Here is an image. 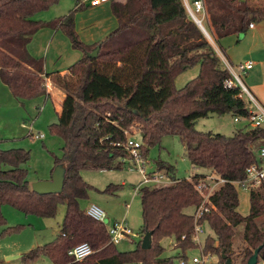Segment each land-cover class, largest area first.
Here are the masks:
<instances>
[{
    "label": "trees",
    "instance_id": "1",
    "mask_svg": "<svg viewBox=\"0 0 264 264\" xmlns=\"http://www.w3.org/2000/svg\"><path fill=\"white\" fill-rule=\"evenodd\" d=\"M203 1L206 13L221 29H206L210 35L214 33L216 43L229 34H245L251 24L264 21V0ZM59 2L0 0L2 83L16 100L50 96L46 81L65 94L58 122L49 126L50 132L64 142L63 157L55 160V167L65 164L67 169L61 194L41 196L32 190L24 168L30 161V151L0 149V227L6 224L5 205L43 218L55 217L59 203L66 205L61 234L22 256L21 261L27 264L46 258L52 264H174V258L163 257L162 241L167 238L175 239L178 258L187 260L186 252L195 248V222L188 210L202 205L203 198L196 187L214 173L227 183L205 206L209 211L201 223L213 233L206 239L205 253L218 257L215 264H225L223 252L233 264L238 259L240 264H247L262 246L259 264H264V183L250 192L248 216L238 211L239 193L231 184L244 180L246 170L258 162V152L264 147V128L249 125L233 136L195 129L199 119L211 115L246 119L251 113L250 103L240 89L227 88L230 74L190 17L184 0L112 2L117 29L94 45L75 40L74 47L84 54L65 76L46 73L44 61L29 52L34 36L47 27L75 37V12L84 6H76L75 12L52 23L34 19L37 13ZM97 47L101 48L98 57L89 58L88 54ZM198 65V76L177 89L176 79ZM132 127L140 130L145 158L149 148L160 144L164 137H179L197 173L189 180H179L173 167H159V172L177 182L140 190L141 236L153 232L152 248L143 250L140 241L135 251L120 252L110 243L104 223L80 207V200L88 198L92 188L82 173L126 168L129 151L125 145ZM117 189L110 185L106 193L115 194ZM239 227H243L240 236L245 247L239 248L240 257L235 259L234 241ZM84 243L94 253L75 262L68 253Z\"/></svg>",
    "mask_w": 264,
    "mask_h": 264
},
{
    "label": "rangeland",
    "instance_id": "2",
    "mask_svg": "<svg viewBox=\"0 0 264 264\" xmlns=\"http://www.w3.org/2000/svg\"><path fill=\"white\" fill-rule=\"evenodd\" d=\"M78 1L60 0L50 9L37 13L34 19L43 23L57 21L71 12H75ZM90 3L91 1L86 4L85 8H80L75 12V37H71L61 30L53 32V29L47 27L43 31H39L31 42L33 56L44 61L48 72H65L83 57V51L74 47L75 40L85 45H94L92 41L102 34L107 22L105 15L103 12L91 8ZM109 6L112 7V3H109ZM197 17L201 19L202 15L197 14ZM203 26L210 32L207 21L203 22ZM48 31H52L53 35L48 34ZM209 36L210 38L207 39L216 49L220 58L226 59L232 66L235 67L248 61L255 64L254 70L247 76H243V80L264 105V100L259 98L256 93L258 91L254 88V84H261L264 80V68L261 63L264 61V21L257 22L254 30L249 29L245 34L229 36L219 43H216L214 33ZM199 67V65L195 66L181 74L176 79V88L181 89L190 80L196 78L199 74ZM46 83L50 84V81H46ZM1 85L3 86L0 88V149L4 151L25 149L31 152L30 161L24 165L28 171V181L31 186L39 181L49 180L45 178H51L56 158L63 157L64 142L60 137L53 135L49 129L50 125L58 122V109L54 108L52 101H46L44 97L32 100H14L15 98L7 86ZM8 90L10 95L6 92ZM61 92L64 94L63 91ZM245 99L248 100L246 97ZM39 106L43 109L41 113L38 109ZM55 107L57 106L55 105ZM242 121H246V119L243 118ZM24 123H26V128L27 126L33 127L35 134H44L45 138L43 140L29 138L30 131L22 127ZM248 126L244 122L235 123L234 117L227 114L224 116L211 115L208 118L199 119L195 124V129L204 133L212 132L233 136L235 132ZM129 131L134 139L141 141L142 137L138 128L132 127ZM142 158L144 169L148 174L159 172L160 166L173 167L175 178L179 180H189L197 173L187 158L183 143L177 136L164 137L160 144L149 148L146 158L142 153ZM82 176L92 188L88 193V198L80 200L81 209L87 212L92 205L100 207L107 215L104 221L107 229L115 222L125 220L135 236L122 241L117 249L120 252L135 251L139 242L143 240L141 236L143 225L141 195L140 192H136L137 186L144 180L143 174L137 169L123 168L112 171L86 170ZM110 185L118 188L115 194L106 193ZM251 190V188L238 189L241 215L248 216L250 213L249 194ZM193 211L194 209H189L188 213L192 214ZM3 215L6 224L0 227V264H25L21 261L22 256L53 242L61 234L66 205L59 203L57 214L53 218L26 214L10 205L3 207ZM10 229L13 230L9 231ZM237 232L238 236L234 241L235 259L236 256L240 257L237 255L240 252L239 248L245 247L240 236L243 227H239ZM212 235L208 226H205L204 234L200 235L201 244L195 245V248L186 252L189 264H193V258H201V249L205 247L206 239ZM162 246L165 249L163 257L174 258V264H180L183 258H178L179 251L175 249V239H164ZM12 257L20 258L10 259ZM211 257V262H218L217 256L212 255ZM236 262L240 264L239 259ZM27 264L52 263L46 258H40Z\"/></svg>",
    "mask_w": 264,
    "mask_h": 264
},
{
    "label": "built area",
    "instance_id": "3",
    "mask_svg": "<svg viewBox=\"0 0 264 264\" xmlns=\"http://www.w3.org/2000/svg\"><path fill=\"white\" fill-rule=\"evenodd\" d=\"M90 3L91 7H98L102 4L112 3L117 0H79L77 6H86ZM191 4V5H190ZM186 2L185 6L188 10L190 17L194 22L199 23L203 28V22L206 16L205 3L203 0H191V3ZM197 14H202L203 18H198ZM255 27L254 24L249 26L250 29ZM205 29V28H204ZM207 32V31H206ZM209 35V34H208ZM210 37V36H209ZM223 64L230 74L226 86L227 88H238L241 91L243 97L248 99L251 106L257 109V112H251V116L246 118V121L252 128H264V106L260 104L258 99L252 93V91L247 87L243 80V76H246L254 67L253 62H247L237 66H232L226 59H223ZM241 118H235V123H238ZM30 136L35 139H43L44 134H35L30 129ZM126 150L129 151V155L125 160V166L129 170L137 169L143 176V182L137 186L136 192L145 186H160V185H171L175 184L177 181L173 180L170 175L162 172H155L148 174L146 169H144V161L142 158V147L141 141H137L133 138V135L129 134L127 143L125 145ZM227 183L226 180L218 177L216 174L211 173L206 176L204 180L200 181L196 189L199 195L203 198V203L200 207L195 208L192 216L195 222V232L193 235V241L195 245L201 244L200 235L204 234L205 223H201V220L205 213L209 211L206 206L209 203L210 197L215 194L223 185ZM264 183V147L258 152V162L250 166L246 170V178L242 181L232 182L237 189L242 188L244 190L251 188L252 190L258 189ZM251 190V191H252ZM130 207V205H128ZM87 214L96 221L103 222L106 219V213L98 206L92 205L89 207ZM108 234L110 237V243L118 246L122 241L127 240L133 235L131 229L129 228L127 222L124 220L122 222H115L108 229ZM186 237L183 236L184 240ZM94 253V250L87 243L80 244L69 251L68 255L75 261L80 262ZM211 254L205 253V247L201 249V258L195 257L192 260L193 264H215L211 262ZM180 264H189L188 259L182 260ZM259 264V263H258Z\"/></svg>",
    "mask_w": 264,
    "mask_h": 264
},
{
    "label": "crops",
    "instance_id": "4",
    "mask_svg": "<svg viewBox=\"0 0 264 264\" xmlns=\"http://www.w3.org/2000/svg\"><path fill=\"white\" fill-rule=\"evenodd\" d=\"M184 2L186 3V2H188L189 4L191 3V0H184ZM191 5V4H190ZM206 5H208L207 3H206ZM87 6V5H86ZM86 6H84V7H86ZM209 6V5H208ZM90 7V6H89ZM91 8H94L95 10H99V12H103V14L105 15V19H106V25L104 26V30H103V32H102V34L96 39V40H93L92 42H93V44H95V43H100L101 42V40H104L106 37H108L114 30H116L117 29V27H118V21H117V19L115 18V16L113 15L112 16V7H110L109 6V3H107V4H102V5H100V6H98V7H91ZM100 8V9H99ZM212 13H213V11H212ZM202 15V14H201ZM202 18H203V15H202ZM205 21H207V23H208V26H210L211 28H212V30H213V32H216V31H218V30H221L220 29V26H219V23H217V22H215L214 23V21H212V15H210V14H208V13H206V16H205V19H204V22ZM227 20L225 19V21L223 20V23L225 24V22H226ZM216 23H217V27L215 28L213 25L215 24L216 25ZM255 25V27L253 28V29H251V30H254L255 28H256V24H254ZM250 29V28H249ZM44 29H42V30H40V32L41 31H43ZM56 30H53V32H55ZM57 32V31H56ZM48 34H50V35H53L52 34V31L50 32V31H48ZM37 35V34H36ZM35 35V36H36ZM35 36H34V38H35ZM229 36H232V34H229V35H226V36H223V37H221V38H219V42H221L223 39H225V38H227V37H229ZM33 38V39H34ZM33 41V40H32ZM96 41H98V42H96ZM216 50V49H215ZM29 52H31L30 54H32V50H31V43H30V45H29ZM32 56H33V54H32ZM34 57H35V55H34ZM223 60V59H222ZM249 62V61H248ZM247 63V62H246ZM261 63H262V66H263V68H264V61H261ZM254 68H255V64H254V67H253V69L251 70V71H253L254 70ZM45 71H46V73H48V74H50V73H56V72H48V69H46V64H45ZM199 71H200V67H199V69H198V73H199ZM250 71V72H251ZM58 73H60L61 75H63V76H65V75H68V69H67V71H65V72H59V71H57ZM249 72V73H250ZM248 73V74H249ZM247 74V75H248ZM263 74H264V69H263ZM246 75V76H247ZM196 77V76H195ZM0 82H2L1 81V79H0ZM1 84H3V83H0V88H1V86H3V85H1ZM4 86H6V85H4ZM248 87V86H247ZM8 88V87H7ZM47 88H48V92H49V94H50V96H45L44 98L46 99V101H52L53 102V104H54V108L55 109H58L57 110V113H58V116H59V112H61V110H62V104H63V100H64V94H62V92L58 89V88H56V87H54L51 83L50 84H47ZM249 88V87H248ZM254 88H256L257 89V91L258 92H256V93H258V96H259V98H261L262 100H264V80H263V83H261V84H254ZM250 89V88H249ZM255 89V90H256ZM5 90H7V89H5ZM251 90V89H250ZM252 91V90H251ZM7 92V94L8 95H10V93H9V90L8 91H6ZM253 93V92H252ZM255 95V94H254ZM255 97H257V96H255ZM258 99V98H257ZM14 100H16V99H14ZM46 101H45V103H46ZM258 101L260 102V100L258 99ZM13 102H15V101H13ZM18 102V101H17ZM260 104L262 105V106H264L261 102H260ZM55 105L57 106V107H55ZM39 110H40V113H41V111L43 110L42 109V107L41 106H39V108H38ZM249 109H250V111L251 112H257V109L254 107V106H251V104H250V106H249ZM29 122V121H28ZM234 122H235V120H234ZM241 122H244V123H246L247 125H249L248 124V122L247 121H242V119H240V121L238 122V123H241ZM27 125H28V123H27ZM22 127L24 128V129H26L27 131H30V129H32V132L34 133V130H33V127H31V126H27V128H26V123H24L23 125H22ZM28 137L29 138H31L32 140H34L31 136H30V134H28ZM44 138H45V135H44ZM43 138V139H44ZM43 139H39V140H43ZM45 179H51V178H49V177H47V178H45ZM47 181V180H46ZM238 190V189H237ZM238 193H239V191H238ZM239 200H240V198H239ZM249 200H250V194H249ZM238 211H239V209H238ZM243 215V214H242ZM244 216V215H243Z\"/></svg>",
    "mask_w": 264,
    "mask_h": 264
},
{
    "label": "water",
    "instance_id": "5",
    "mask_svg": "<svg viewBox=\"0 0 264 264\" xmlns=\"http://www.w3.org/2000/svg\"><path fill=\"white\" fill-rule=\"evenodd\" d=\"M196 23V22H195ZM198 27L201 29L203 34L209 39V35L206 30L199 24L196 23ZM101 48L97 47L94 51L88 54L89 58H97L99 55ZM66 165L60 164L55 167L51 179L47 181H39L32 186V190L41 195H58L61 194L64 190V183L66 178ZM152 236L153 232H147L144 235L142 240L141 248L143 250H150L152 248ZM262 250V246L254 251V254L250 257L247 264H258L259 263V253ZM20 257H12L10 259H18ZM222 258L225 260V264H233L230 259L227 258V255L223 252Z\"/></svg>",
    "mask_w": 264,
    "mask_h": 264
}]
</instances>
